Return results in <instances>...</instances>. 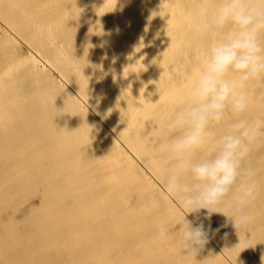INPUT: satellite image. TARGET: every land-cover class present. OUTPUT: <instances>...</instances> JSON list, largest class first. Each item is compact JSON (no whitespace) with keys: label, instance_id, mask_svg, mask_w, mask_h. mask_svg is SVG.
Returning <instances> with one entry per match:
<instances>
[{"label":"bare ground","instance_id":"6f19581e","mask_svg":"<svg viewBox=\"0 0 264 264\" xmlns=\"http://www.w3.org/2000/svg\"><path fill=\"white\" fill-rule=\"evenodd\" d=\"M199 3L0 0V264H264V136L245 161L246 229L229 208L190 214L218 229L196 261L173 220L175 98L190 101L209 43ZM245 90L244 118L264 127V77ZM234 120L212 124L209 142Z\"/></svg>","mask_w":264,"mask_h":264},{"label":"clouds","instance_id":"9594fccd","mask_svg":"<svg viewBox=\"0 0 264 264\" xmlns=\"http://www.w3.org/2000/svg\"><path fill=\"white\" fill-rule=\"evenodd\" d=\"M198 14L206 19L197 35L209 43L197 52L203 68L191 82L190 101L175 98L179 110L173 126L179 134L168 145L171 163L165 170L166 190L183 213L173 218L182 250L196 261L218 229L203 221L194 224L190 214L206 210L208 219L225 207L232 210L224 215L237 231L249 224L244 209L255 198L256 171L245 161L264 127L244 118L249 110L245 89L249 81L264 77V0H200ZM229 114L235 117L229 130L209 142V127ZM201 149L205 157L193 162L191 154ZM185 174L191 183L183 181Z\"/></svg>","mask_w":264,"mask_h":264}]
</instances>
